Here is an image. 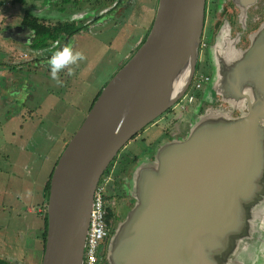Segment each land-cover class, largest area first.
I'll return each instance as SVG.
<instances>
[{
    "label": "water",
    "instance_id": "1",
    "mask_svg": "<svg viewBox=\"0 0 264 264\" xmlns=\"http://www.w3.org/2000/svg\"><path fill=\"white\" fill-rule=\"evenodd\" d=\"M204 5L157 0L145 39L65 144L50 176L40 264H81L100 177L191 82ZM229 54H214L208 93L225 106L205 108L184 138L162 140L137 161L134 204L115 226L107 264H264V22Z\"/></svg>",
    "mask_w": 264,
    "mask_h": 264
},
{
    "label": "rangeland",
    "instance_id": "2",
    "mask_svg": "<svg viewBox=\"0 0 264 264\" xmlns=\"http://www.w3.org/2000/svg\"><path fill=\"white\" fill-rule=\"evenodd\" d=\"M102 1L106 3L4 0L0 4V245L18 264L41 263L43 215L38 209L44 208L39 197L44 182L96 96L132 55L131 49H137L135 41L148 31L157 6V0H124L115 11L95 19L112 6L106 8ZM27 13L45 24L67 22L80 29L65 45L82 51L85 59L71 66L72 75L67 69L60 72L59 83L51 77L49 55L30 47L28 32H18ZM175 115L171 111L140 130L122 148L126 157L140 160L159 140L171 139L165 127ZM183 117L191 114L183 112Z\"/></svg>",
    "mask_w": 264,
    "mask_h": 264
},
{
    "label": "flooded vegetation",
    "instance_id": "3",
    "mask_svg": "<svg viewBox=\"0 0 264 264\" xmlns=\"http://www.w3.org/2000/svg\"><path fill=\"white\" fill-rule=\"evenodd\" d=\"M263 22L264 0H205L201 36L205 39L206 47L204 55L198 56L195 71H198V67L206 69L205 73L210 76V81L203 85L191 106L179 111L173 105L151 123L165 119L169 112L174 111L176 115L166 123L165 131L172 133L175 138H184L192 120L202 112L200 110L210 104H212L211 106L224 107L225 102L219 95H208L216 73L214 54L219 57H227L233 49L245 50L251 43V36ZM18 32H28L27 38L30 43L31 32L28 28L23 27L22 31ZM183 112L190 113L191 117L184 119ZM155 147L154 145L147 149L140 159L145 156V158L151 159ZM138 160L139 158L136 157H126V152L122 150L108 167V172L112 170L113 179L106 192L109 206L116 213V224L122 220L123 209L130 208L134 204L131 193V178Z\"/></svg>",
    "mask_w": 264,
    "mask_h": 264
},
{
    "label": "built area",
    "instance_id": "4",
    "mask_svg": "<svg viewBox=\"0 0 264 264\" xmlns=\"http://www.w3.org/2000/svg\"><path fill=\"white\" fill-rule=\"evenodd\" d=\"M205 47V39L201 36L198 49L200 56L204 55ZM209 81L210 76L207 73L195 71L188 88L174 104V107L182 111L191 106L196 99L197 93ZM112 179V170L109 172L106 170L100 177L93 192L81 264L106 263L108 245L116 226V213L109 206L106 192ZM43 211H45V205L44 208L38 209V212Z\"/></svg>",
    "mask_w": 264,
    "mask_h": 264
},
{
    "label": "trees",
    "instance_id": "5",
    "mask_svg": "<svg viewBox=\"0 0 264 264\" xmlns=\"http://www.w3.org/2000/svg\"><path fill=\"white\" fill-rule=\"evenodd\" d=\"M114 1L116 0H106V3L104 1L100 2V3H105L106 8L107 6H110V5L112 6L110 8H107V10L103 12L101 16H96L95 19L100 18L104 16L105 14H109L112 11H115L122 4L124 0H117L115 3ZM3 2L4 0H0V4H2ZM29 16L30 14L28 13L25 14L22 19V23H21L22 24L21 26L28 28L31 32L29 45L31 48H33L36 51L43 52L45 54L49 53V57H51L55 51L62 49L64 46H66L65 43L66 41H69L72 34L77 33L80 30V29H76L75 26L72 27L67 22H57L55 24H45L44 22L38 21L37 17L35 16L29 17ZM152 21L150 23V27H151ZM148 31L146 32L143 40L145 39ZM58 45H63V46H61L60 48L58 47ZM56 162L54 163L52 169L50 170V173L44 185L43 205H45L46 203V199L49 193L50 176L52 174V171H53V168ZM109 165H111V163ZM42 215H43V221H42V227H41V245H42L41 249H42V254H43L44 245H45V237H46V227H47L46 212L44 211ZM0 264H14V263L6 259L0 258Z\"/></svg>",
    "mask_w": 264,
    "mask_h": 264
},
{
    "label": "clouds",
    "instance_id": "6",
    "mask_svg": "<svg viewBox=\"0 0 264 264\" xmlns=\"http://www.w3.org/2000/svg\"><path fill=\"white\" fill-rule=\"evenodd\" d=\"M84 59V53L74 50L70 45H66L62 49L55 51L48 60L52 79L59 83V73L65 69L68 70V75H72L73 69L71 66L78 64V62ZM262 251H264V248H262Z\"/></svg>",
    "mask_w": 264,
    "mask_h": 264
},
{
    "label": "crops",
    "instance_id": "7",
    "mask_svg": "<svg viewBox=\"0 0 264 264\" xmlns=\"http://www.w3.org/2000/svg\"><path fill=\"white\" fill-rule=\"evenodd\" d=\"M131 1H128L127 2V4H130L131 5V3H130ZM155 9V8H154ZM152 20H153V18H152ZM151 20V21H152ZM151 23V22H150ZM144 27V29L146 30V26H143ZM149 28H150V26H149ZM148 28V29H149ZM147 29V30H148ZM7 36H9V35H7ZM144 36H145V34L144 35H140L138 38H137V40L135 41V46H137L139 43H141L142 42V39L144 38ZM135 50V48L133 47V49H131V51L130 52H133ZM4 66H6V65H4ZM8 66V65H7ZM2 92V91H1ZM3 93V92H2ZM1 96H2V94H1ZM6 96V95H5ZM5 96H2V97H5ZM16 102V101H15ZM15 102H13V101H11V103H14L15 104ZM14 104H11V108H12V110L14 109ZM9 113V112H8ZM27 113L28 114H31V110H29V111H27ZM65 144V141H63V145ZM45 183H46V181L44 182V185H45ZM35 195H37V194H35ZM39 197L41 198V201L43 200V194L42 193H40L39 194ZM17 200H19V198L17 199ZM33 203H34V201H32ZM37 203V202H36ZM36 203L35 204H29V205H36ZM26 208H28V207H26ZM17 214H21L20 212H18ZM40 214H43L42 212H40ZM20 216V215H19ZM23 219H24V216H21ZM29 224H31V223H29ZM29 226V225H28ZM8 250L7 249H4L3 251H1V245H0V258H3V259H6V260H8V261H10V262H12V263H14V264H18L19 263V261H18V259L17 258H13V257H11V256H9L8 255ZM19 256V255H18Z\"/></svg>",
    "mask_w": 264,
    "mask_h": 264
}]
</instances>
